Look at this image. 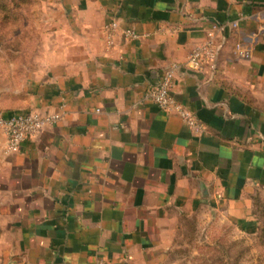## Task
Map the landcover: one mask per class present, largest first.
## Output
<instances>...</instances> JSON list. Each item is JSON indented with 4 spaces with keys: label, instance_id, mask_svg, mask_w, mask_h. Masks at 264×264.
<instances>
[{
    "label": "crops",
    "instance_id": "0c3cea01",
    "mask_svg": "<svg viewBox=\"0 0 264 264\" xmlns=\"http://www.w3.org/2000/svg\"><path fill=\"white\" fill-rule=\"evenodd\" d=\"M40 3L38 56L0 87V113L58 122L14 154L0 130V264H144L178 215L246 216L264 185V0ZM209 33L222 46L214 65L188 69ZM235 43L253 44L250 60ZM171 66L200 135L144 100Z\"/></svg>",
    "mask_w": 264,
    "mask_h": 264
},
{
    "label": "rangeland",
    "instance_id": "374dc122",
    "mask_svg": "<svg viewBox=\"0 0 264 264\" xmlns=\"http://www.w3.org/2000/svg\"><path fill=\"white\" fill-rule=\"evenodd\" d=\"M0 87L23 73L38 56L41 40L40 0H1ZM11 2V4H10ZM12 75V76H11ZM248 213L225 206L198 208L178 215L164 244L144 264H264V185L248 198ZM245 216V217H244Z\"/></svg>",
    "mask_w": 264,
    "mask_h": 264
},
{
    "label": "built area",
    "instance_id": "2783aa9c",
    "mask_svg": "<svg viewBox=\"0 0 264 264\" xmlns=\"http://www.w3.org/2000/svg\"><path fill=\"white\" fill-rule=\"evenodd\" d=\"M232 28H237V23L231 24ZM118 24L111 20L102 27V35L108 48L115 44L118 34ZM124 36L135 38L133 31L127 30ZM264 37V27H260L256 32V38ZM222 46L216 44L213 33H209L207 39L195 47L189 54L186 67L192 71H201L207 66L214 65V61ZM233 55L241 60H250L253 52V44L235 43L232 47ZM174 66L166 68L159 83L150 88L144 94V100L157 107L160 111L174 114L195 135H200L205 128L199 119L190 110L173 97ZM58 122V116L54 114H10L4 117L0 113V130L6 138L5 152L17 153L21 143L31 137L36 136L49 126H54Z\"/></svg>",
    "mask_w": 264,
    "mask_h": 264
},
{
    "label": "trees",
    "instance_id": "16d2710c",
    "mask_svg": "<svg viewBox=\"0 0 264 264\" xmlns=\"http://www.w3.org/2000/svg\"><path fill=\"white\" fill-rule=\"evenodd\" d=\"M10 4H11V2H10ZM2 6H3V1L0 0V8H2ZM0 13L4 15V18H8L9 16H11L14 13V11H11L8 13H6V12H0ZM6 15H8V17Z\"/></svg>",
    "mask_w": 264,
    "mask_h": 264
}]
</instances>
